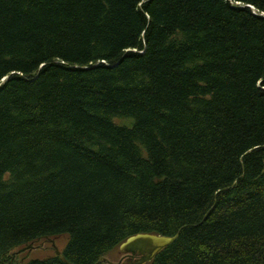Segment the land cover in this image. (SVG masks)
<instances>
[{
  "label": "trees",
  "instance_id": "trees-1",
  "mask_svg": "<svg viewBox=\"0 0 264 264\" xmlns=\"http://www.w3.org/2000/svg\"><path fill=\"white\" fill-rule=\"evenodd\" d=\"M140 233L264 264V0H0V264Z\"/></svg>",
  "mask_w": 264,
  "mask_h": 264
},
{
  "label": "water",
  "instance_id": "water-1",
  "mask_svg": "<svg viewBox=\"0 0 264 264\" xmlns=\"http://www.w3.org/2000/svg\"><path fill=\"white\" fill-rule=\"evenodd\" d=\"M177 236L169 237L150 233H140L124 241L119 250L121 253L139 256L137 259L129 258L117 264H147L151 262L162 250L171 245ZM53 257H58L63 263L69 264L62 252L57 248Z\"/></svg>",
  "mask_w": 264,
  "mask_h": 264
},
{
  "label": "rangeland",
  "instance_id": "rangeland-1",
  "mask_svg": "<svg viewBox=\"0 0 264 264\" xmlns=\"http://www.w3.org/2000/svg\"><path fill=\"white\" fill-rule=\"evenodd\" d=\"M67 242H68L67 237H59V238L39 241L35 245L29 246L31 250L29 252L24 251L21 254V256H26V261L37 259V258H40V259L51 258L55 254V249L57 248L59 251L62 252L64 248L66 247ZM125 255L126 254L121 253L119 249H116L106 257V261H107L106 264H113V263L116 264L121 260L122 256H125ZM129 258L130 257H127L125 260ZM125 260H122L121 262Z\"/></svg>",
  "mask_w": 264,
  "mask_h": 264
},
{
  "label": "flooded vegetation",
  "instance_id": "flooded-vegetation-1",
  "mask_svg": "<svg viewBox=\"0 0 264 264\" xmlns=\"http://www.w3.org/2000/svg\"><path fill=\"white\" fill-rule=\"evenodd\" d=\"M125 257V258H124ZM127 257H131V255H125V256H122L121 260L119 262H121L122 260H125ZM124 258V259H123ZM133 259H137L139 258V256H134V257H131Z\"/></svg>",
  "mask_w": 264,
  "mask_h": 264
}]
</instances>
